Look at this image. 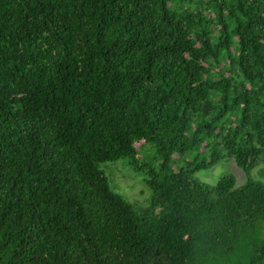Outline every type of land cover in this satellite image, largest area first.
<instances>
[{
  "label": "trees",
  "instance_id": "16d2710c",
  "mask_svg": "<svg viewBox=\"0 0 264 264\" xmlns=\"http://www.w3.org/2000/svg\"><path fill=\"white\" fill-rule=\"evenodd\" d=\"M259 163L264 0H0V264H264Z\"/></svg>",
  "mask_w": 264,
  "mask_h": 264
},
{
  "label": "rangeland",
  "instance_id": "374dc122",
  "mask_svg": "<svg viewBox=\"0 0 264 264\" xmlns=\"http://www.w3.org/2000/svg\"><path fill=\"white\" fill-rule=\"evenodd\" d=\"M139 155L141 161H152L155 165L160 162L157 149L154 146L145 145L141 148ZM189 161L190 159H188L187 155L173 154L169 167L176 170L188 167ZM100 169L108 178L110 187L115 192L138 206L145 207L149 204L151 190L145 182V176L129 165L128 160L120 159L113 163H105L100 166ZM262 169H264V163H259L249 174L253 179L264 182V174L260 173ZM226 175L234 177L235 188L243 186L248 179L247 173L237 167L232 159L220 161L207 170H197L192 174V178L213 185L218 179Z\"/></svg>",
  "mask_w": 264,
  "mask_h": 264
}]
</instances>
